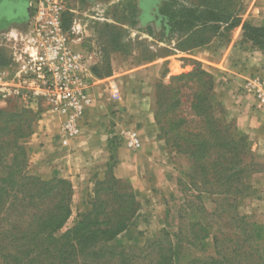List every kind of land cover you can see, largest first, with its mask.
<instances>
[{"label": "rangeland", "instance_id": "rangeland-1", "mask_svg": "<svg viewBox=\"0 0 264 264\" xmlns=\"http://www.w3.org/2000/svg\"><path fill=\"white\" fill-rule=\"evenodd\" d=\"M57 1L62 6V19L72 46L74 40H79L77 44L79 43L82 52L84 51L87 55L91 52H98L102 47L107 50L105 25L111 24L126 30L123 34L125 47L119 53L109 54L113 68L111 67L108 79L113 77L117 79L119 85L117 93L124 100L128 99L125 105L127 111L131 94L140 90L139 109L144 112L145 117L148 116L149 126L155 134L154 139L160 144L152 155H157L159 152L160 156L156 158V162L166 167L168 171L167 173L166 170H161L156 174L157 180L164 184L162 188L151 185L152 179L146 177L150 185L148 192L143 196L137 195L129 183L114 176L112 157L106 167H101L95 175L83 182V187H81L83 190L75 189L74 191V185L68 179H62L72 185L73 196L70 203V217L58 235L71 230L78 216L90 211V204L101 202L100 206L104 211H114L120 206L115 198L116 195L129 191L135 195L140 209L126 231L116 238L117 244L143 247L146 242L160 236L162 231L168 232L170 235L168 239H171L178 228L186 229L190 224H198L206 242H212L211 239L219 229V242H243L242 248L250 251L251 260L254 263L264 264V231L258 230L262 225V216L254 205L257 193L249 187L251 173L258 168L254 165L255 152L236 124L225 119L224 109L216 105L213 92L207 91L208 85L205 83L208 80L198 76L201 71L200 63L189 53L178 52L175 49L176 42L167 41L166 37L162 36V29L155 32L151 24L138 29L136 26L130 27L121 22L122 14L126 13L128 3L133 0ZM16 3L20 4L18 1ZM9 5H12V1L0 5V13L7 10ZM253 26L258 27L256 24ZM85 31L88 35H85ZM5 44V37L0 36V57H6L8 54ZM184 75L191 76L180 79ZM212 83L214 87L215 84L213 81ZM99 90L98 88L94 92L95 102H98L104 95L101 96ZM205 97L206 104L202 101ZM107 106L108 109L102 108L105 113L100 114V121L110 120L108 124L112 130L114 124L110 117L115 113L110 108V104ZM24 110L29 111L14 100H10L5 105L0 103V111L7 112V116L21 114ZM32 112L34 113L32 114V135L35 131L44 133V131L37 130L43 128L44 125L48 126V132H57L56 125L47 122V110L43 104L38 107L37 111ZM7 116L0 118V124L3 122L10 129H15L22 123L26 124L27 118H30V115H27L25 119L15 120ZM38 120L41 123H37ZM213 121L218 125L212 124ZM86 124L84 117L83 125ZM224 127L229 128V132H225ZM140 128L141 125L138 124L133 130L138 132ZM192 135L199 136L200 139L204 138L208 144L213 145L215 151L210 150V152L220 164L227 167L231 163L237 170H244L243 178L241 175L239 177L240 184L234 186L236 198L227 197L222 204L218 203L219 199L212 196L220 192V183L217 184L214 180H210L212 173L208 171V168L203 167V172L196 170L197 167L193 166L194 163L189 160L184 151L183 141H190ZM226 144L231 145V148ZM110 145L121 147L125 153L135 152L127 150L124 146V139L120 140L119 137H112ZM222 149L225 150L226 155L219 158ZM168 174L171 179H164L163 176ZM105 177L114 178L118 184L114 186V189L109 188L105 191L106 189L103 188L102 191H97V182H103ZM54 179L61 178L41 180L48 182ZM230 192L234 193V189L232 188ZM233 200L236 208L231 210L234 214H231L232 211L223 213L219 207L220 204L221 208L226 207L228 210L227 204H231ZM216 203L219 212L214 216L210 215L203 220L200 213H196V211L205 210L210 214ZM235 215L238 217H232Z\"/></svg>", "mask_w": 264, "mask_h": 264}, {"label": "trees", "instance_id": "trees-1", "mask_svg": "<svg viewBox=\"0 0 264 264\" xmlns=\"http://www.w3.org/2000/svg\"><path fill=\"white\" fill-rule=\"evenodd\" d=\"M127 8L121 22L135 27L137 7L132 1ZM240 11L237 0H164L158 16L161 18L162 36L167 33L166 40L175 41V49L180 53L204 47L214 37L239 26L245 40L264 50V28L242 23ZM62 23L65 29L63 19ZM104 29L107 31V50L99 48L100 60L91 68L93 76L98 79L110 76L109 54L119 53L125 47L123 34L126 30L111 24L105 25ZM5 63H10L8 55L0 57V65ZM189 76L184 75L180 79ZM198 76L208 80L205 83L207 91L213 92V78L202 69ZM202 101L206 104V97ZM32 114V111L24 110L21 114L7 116V112L0 111V118L7 116L22 120L30 115L26 124L17 125L15 129H10L3 122L0 124V264H258L251 260L250 251L242 248L243 242H219V229L212 242H206L198 224H190L186 229L178 228L171 239H168V232L162 231L160 236L146 242L143 247L117 244L116 238L126 231L140 209L135 195L129 191L116 195L120 206L114 211H104L101 202L90 204V211L79 215L71 230L58 235L70 217L73 189L62 179L44 182L29 175L27 153L21 142L32 135ZM216 123L213 121L212 124ZM224 131L229 132V128L224 127ZM184 143V151L196 170L203 172V167L208 168L212 173L210 180L220 183V192L212 194L219 199L218 203L227 197L236 198L235 187L240 184L239 177L243 178L244 170H237L231 163L227 167L220 164L210 152L215 148L204 138L192 135L190 141ZM226 145L231 148V145ZM222 150L219 158L226 155ZM255 171L250 176L251 189V177ZM117 184L114 178L105 177L103 182H97L96 188L97 191L103 188L107 191ZM232 188L234 193L230 192ZM234 203L233 200L227 204L228 210L221 208V204L219 207L225 213L236 208ZM219 207L216 203L210 214L205 210L196 213L205 220L217 214ZM260 229L264 231V222Z\"/></svg>", "mask_w": 264, "mask_h": 264}, {"label": "crops", "instance_id": "crops-1", "mask_svg": "<svg viewBox=\"0 0 264 264\" xmlns=\"http://www.w3.org/2000/svg\"><path fill=\"white\" fill-rule=\"evenodd\" d=\"M8 1H12V5L0 13V36L4 37L17 35L26 30L32 0H1L0 5ZM17 1L20 4H17ZM237 1L241 7L239 13L241 22L264 28V0ZM133 2L138 10L136 27L143 29L151 24L155 32L160 31L162 26L158 10L164 0ZM85 35H88L86 31ZM77 41L74 40L73 48L82 52ZM189 54L200 63L201 69L213 78L214 96L224 109L225 119L234 122L252 145L258 168L251 177V186L257 193L254 198L255 208L264 222V107H258L253 98L245 92L247 82L253 77L264 75V50L245 40L239 26L214 37L209 44L192 50ZM99 60L98 52H91L88 64L93 66ZM6 65L7 63L0 65V69H6L9 64ZM110 66L113 68L111 63ZM116 80L114 77L111 79L92 77L93 101L85 113L87 124L81 128L77 139L67 146L61 144L59 133L61 119L49 111L46 112L47 122L55 124L57 132H48V126L44 125L43 128L37 129L44 133L35 131L31 137L21 142L29 158L28 171L31 175L43 180L68 179L74 185L75 191L82 189L83 182L95 175L98 169L106 167L112 157L114 176L129 183L137 195L143 196L148 192L150 184L146 177L152 179L151 185L157 188L164 187V184L157 180L156 174L161 170L165 171L166 167L156 162V158L160 156L159 152L152 155L160 144L154 139L155 134L149 126L148 116L145 117L144 112L139 109L140 90H136V96L129 92L131 96L127 111L125 105L128 99L124 100L119 94L114 95L112 90H108L110 84L119 88ZM98 88L101 91L100 95H104L95 102L94 92ZM108 104L115 113L110 117L114 124L112 130L108 124L110 120L100 121V114L105 113ZM37 123L41 121L38 120ZM138 124L141 125L138 130L141 146L138 150L125 153L121 147H111L112 137H119L121 140L127 131L136 129ZM163 178L171 179L169 174Z\"/></svg>", "mask_w": 264, "mask_h": 264}, {"label": "built area", "instance_id": "built-area-1", "mask_svg": "<svg viewBox=\"0 0 264 264\" xmlns=\"http://www.w3.org/2000/svg\"><path fill=\"white\" fill-rule=\"evenodd\" d=\"M62 12L57 0H32L26 30L5 36L10 63L0 69V103L14 100L31 111L43 104L61 119V144L67 146L79 136L92 104L93 74L89 55L73 48L63 27ZM108 89L118 95L115 85ZM245 92L258 107H264V75L247 82ZM123 139L129 151L141 146L135 130L127 131Z\"/></svg>", "mask_w": 264, "mask_h": 264}]
</instances>
